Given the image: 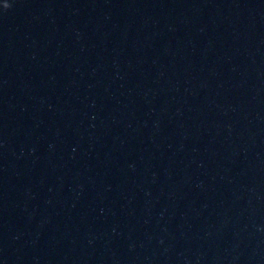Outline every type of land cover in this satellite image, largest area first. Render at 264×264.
<instances>
[{
    "label": "water",
    "instance_id": "1",
    "mask_svg": "<svg viewBox=\"0 0 264 264\" xmlns=\"http://www.w3.org/2000/svg\"><path fill=\"white\" fill-rule=\"evenodd\" d=\"M0 264H264V0H9Z\"/></svg>",
    "mask_w": 264,
    "mask_h": 264
},
{
    "label": "clouds",
    "instance_id": "2",
    "mask_svg": "<svg viewBox=\"0 0 264 264\" xmlns=\"http://www.w3.org/2000/svg\"><path fill=\"white\" fill-rule=\"evenodd\" d=\"M9 7V0H0V9H7Z\"/></svg>",
    "mask_w": 264,
    "mask_h": 264
}]
</instances>
